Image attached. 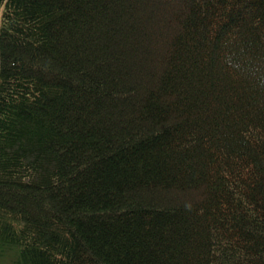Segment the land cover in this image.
Segmentation results:
<instances>
[{
    "label": "trees",
    "instance_id": "1",
    "mask_svg": "<svg viewBox=\"0 0 264 264\" xmlns=\"http://www.w3.org/2000/svg\"><path fill=\"white\" fill-rule=\"evenodd\" d=\"M0 264H264V0H0Z\"/></svg>",
    "mask_w": 264,
    "mask_h": 264
}]
</instances>
